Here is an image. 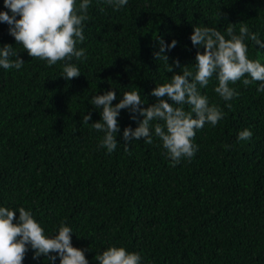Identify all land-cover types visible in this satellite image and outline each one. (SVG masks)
I'll return each mask as SVG.
<instances>
[{
    "label": "trees",
    "instance_id": "obj_1",
    "mask_svg": "<svg viewBox=\"0 0 264 264\" xmlns=\"http://www.w3.org/2000/svg\"><path fill=\"white\" fill-rule=\"evenodd\" d=\"M0 11L11 14L4 0ZM88 16L85 40L76 45L86 49L87 59L67 61L81 74L71 80L62 77L66 61L49 66L30 57L0 22V46L11 44L25 62L19 70L0 67V206L30 210L47 235L63 221L73 231L72 246L84 250L89 264H99L95 256L109 246L139 253L141 264H264L259 82L231 84L239 96L227 102L214 91L215 76L200 88L225 116L215 127L206 123L196 130L192 142L198 150L176 166L155 136L156 122L151 144L130 140L125 150L124 128L134 130L142 117L132 120L121 110L118 146L111 153L100 146L104 133L91 125L101 120L95 95L115 91V106L135 90L141 107H148L156 102L150 93L157 85L185 66L195 72L194 26L216 28L227 39L228 25L239 34L243 23L264 41V0H128L118 11L106 0H91ZM159 38L177 41L164 53L172 72L153 55ZM124 39L140 44L138 52L130 54ZM244 42L248 58L264 64V49ZM88 113L92 119L85 124ZM245 128L253 135L239 141ZM33 255L29 246L22 264H52Z\"/></svg>",
    "mask_w": 264,
    "mask_h": 264
},
{
    "label": "clouds",
    "instance_id": "obj_2",
    "mask_svg": "<svg viewBox=\"0 0 264 264\" xmlns=\"http://www.w3.org/2000/svg\"><path fill=\"white\" fill-rule=\"evenodd\" d=\"M90 3L91 0H81L79 5L77 0H4V7L11 14L0 11V22L9 25V35L23 46L30 57L44 60L49 66L66 61L62 77L71 80L81 74L76 65L67 61L73 57L78 61L87 59L86 49H77L76 45L79 47L85 40L83 28L84 21L89 19ZM106 3L118 11L127 5L128 0H106ZM226 31L227 39L216 28L194 26L190 40L197 49L195 72L185 66L182 74L174 73L169 82L157 85L150 93L156 102L148 107H141L144 101L135 90L125 92L115 106L112 103L116 100L115 91L92 97V104L102 109L101 120L91 124L95 130L104 133L100 146L109 153L116 150V134L120 131L118 116L121 110L127 109L132 120H137V114L142 119L137 121L138 126L134 130L124 128L125 150L130 140L143 138L151 144L153 122H156L155 136L162 141L172 166L179 164L182 158L193 157L198 150V145L192 142L196 130L202 129L206 123L215 127L225 116L218 105H210L207 95L200 92V88H206L213 76L218 81L214 91L226 102L239 96V92L230 85L241 80L245 86L259 82L257 91L264 92V64L258 59L248 58V46L244 42L245 39L251 40L264 49V41L256 33H250L243 23L239 34H235L234 24H229ZM158 43L159 51L153 55L157 60H163L168 72H172L169 57L164 53L175 48L177 41L173 39L166 44L163 38H159ZM124 44L130 54L137 53L140 47V44L135 45L127 39H124ZM201 48L203 52L199 50ZM18 53L11 44L0 46V67L21 69L25 62ZM174 63L180 67L179 60ZM184 105H188L190 110L185 111ZM225 106L231 109L232 104ZM91 119V113H88L83 116V123L88 124ZM252 135L251 130L245 128L238 133L237 139L250 140ZM229 147L225 145L226 149ZM72 233V229L62 221L54 234L47 235L30 210L0 206V264H22L29 246L34 252L33 259L46 256L55 264L58 255L59 264H89L84 250L72 246ZM141 259L139 253L117 246H109L95 256L99 264H141Z\"/></svg>",
    "mask_w": 264,
    "mask_h": 264
}]
</instances>
